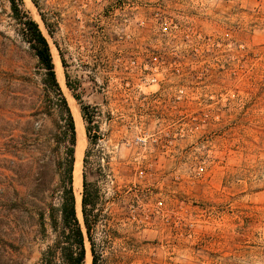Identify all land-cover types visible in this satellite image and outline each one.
Returning <instances> with one entry per match:
<instances>
[{
    "label": "rangeland",
    "instance_id": "rangeland-1",
    "mask_svg": "<svg viewBox=\"0 0 264 264\" xmlns=\"http://www.w3.org/2000/svg\"><path fill=\"white\" fill-rule=\"evenodd\" d=\"M19 6L88 107L81 180L99 192V264H264V0ZM42 107L36 59L0 0V264H38L51 244L20 208L27 167L51 155Z\"/></svg>",
    "mask_w": 264,
    "mask_h": 264
},
{
    "label": "trees",
    "instance_id": "trees-1",
    "mask_svg": "<svg viewBox=\"0 0 264 264\" xmlns=\"http://www.w3.org/2000/svg\"><path fill=\"white\" fill-rule=\"evenodd\" d=\"M13 19L20 27L21 37L28 45L41 75L43 107L41 114L52 121L51 155L37 164L35 171L27 167L30 175L27 197L21 200V212L24 220L34 223L36 227L34 240L52 237L51 244L41 252L38 264H84L86 258L85 239L89 243L91 264H99L100 255L95 249L92 232L98 222L97 210L99 192L86 182L82 173L81 219L75 212L73 191V166L75 161L76 130L68 103L57 83L54 65L47 40L38 25L22 12L19 0H9ZM40 15L43 27L50 38L54 36V23ZM60 62L64 69L65 86L80 108L81 118L86 124L85 133L91 143L88 107L82 104L81 98L72 86L63 56ZM32 116V115H31ZM27 130L30 122H27ZM27 145H31L29 142ZM87 152L82 161L83 169L87 161ZM46 196L49 202L46 201ZM39 197V198H38ZM14 201L9 209L17 208ZM33 220V221H32ZM13 247V246H10ZM15 249V248H14Z\"/></svg>",
    "mask_w": 264,
    "mask_h": 264
},
{
    "label": "bare ground",
    "instance_id": "bare-ground-1",
    "mask_svg": "<svg viewBox=\"0 0 264 264\" xmlns=\"http://www.w3.org/2000/svg\"><path fill=\"white\" fill-rule=\"evenodd\" d=\"M54 71L57 83L68 103L70 112L73 117L76 130V146H75V161L73 166V191L75 198V212L77 217L81 218V191H82V180H81V163L86 145L85 130L82 123V118L78 109V106L73 99L72 95L65 86L64 74L60 65V60L55 57L53 60ZM84 264H91L90 254H86Z\"/></svg>",
    "mask_w": 264,
    "mask_h": 264
},
{
    "label": "built area",
    "instance_id": "built-area-1",
    "mask_svg": "<svg viewBox=\"0 0 264 264\" xmlns=\"http://www.w3.org/2000/svg\"><path fill=\"white\" fill-rule=\"evenodd\" d=\"M151 62L153 65H159V63H161L156 56L151 58Z\"/></svg>",
    "mask_w": 264,
    "mask_h": 264
}]
</instances>
